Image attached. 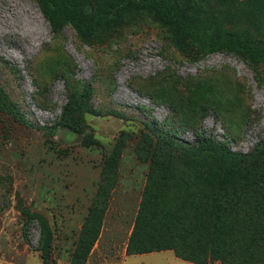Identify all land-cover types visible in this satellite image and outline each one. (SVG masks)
<instances>
[{
	"label": "rangeland",
	"instance_id": "374dc122",
	"mask_svg": "<svg viewBox=\"0 0 264 264\" xmlns=\"http://www.w3.org/2000/svg\"><path fill=\"white\" fill-rule=\"evenodd\" d=\"M192 1L212 30L264 40V0ZM72 93L86 104L74 129L59 124ZM167 136L241 154L261 146L264 60L183 51L146 12L84 38L54 28L37 0H0V264H44L26 211L49 222L53 264H72L97 207L86 264H198L126 252L149 170L138 147Z\"/></svg>",
	"mask_w": 264,
	"mask_h": 264
},
{
	"label": "trees",
	"instance_id": "16d2710c",
	"mask_svg": "<svg viewBox=\"0 0 264 264\" xmlns=\"http://www.w3.org/2000/svg\"><path fill=\"white\" fill-rule=\"evenodd\" d=\"M37 1L54 28L70 23L84 38L146 12L171 29L174 44L183 51L196 45L208 52L264 60V40L212 30L192 0ZM84 106L83 99L70 94L59 124L77 128ZM138 153L149 170L127 254L173 250L198 264H264V143L241 154L209 139L190 144L174 136L150 137ZM26 213L39 223L44 264H53L49 222L40 214ZM104 216L101 207L92 210L72 264L87 263Z\"/></svg>",
	"mask_w": 264,
	"mask_h": 264
}]
</instances>
